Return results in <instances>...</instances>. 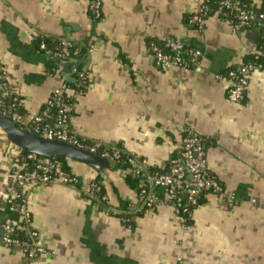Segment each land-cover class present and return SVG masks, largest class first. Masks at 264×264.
Listing matches in <instances>:
<instances>
[{
	"label": "crops",
	"instance_id": "1",
	"mask_svg": "<svg viewBox=\"0 0 264 264\" xmlns=\"http://www.w3.org/2000/svg\"><path fill=\"white\" fill-rule=\"evenodd\" d=\"M101 1L96 18L88 0H0V66L19 114L26 121L44 117L46 100L66 80L63 64L40 49V39L68 38L84 49L75 61L86 72L81 90L68 87L70 131L163 170L180 159L190 126L223 193L207 194L184 224L161 187L153 189L158 202L143 207L137 196L143 177L131 187L127 166L72 163L74 185L56 180L25 189L44 252L28 260L0 241V264H264V68L251 72L238 103L226 97L228 79L217 76L256 51L258 29H236L211 15L196 30L184 16L199 0ZM164 37L188 39L200 51L197 63L158 67L150 45ZM20 152L0 128V229ZM92 181L102 190L93 193Z\"/></svg>",
	"mask_w": 264,
	"mask_h": 264
},
{
	"label": "built area",
	"instance_id": "2",
	"mask_svg": "<svg viewBox=\"0 0 264 264\" xmlns=\"http://www.w3.org/2000/svg\"><path fill=\"white\" fill-rule=\"evenodd\" d=\"M101 3V0H88L89 9L95 13V17L100 16L99 9ZM252 7L250 5V7L237 8L236 3L232 0H217L216 15L228 16L229 13L236 10V13H234L236 19L233 25L234 28L255 27L264 31V12L256 11ZM209 9L208 4L204 3L203 0H199L196 9L191 12L192 16L190 20L197 25L198 30L203 28L206 20L205 15ZM161 41L167 42L169 48L175 51V53L164 52L156 44L152 43L150 49L156 65L164 71L176 65L187 70L189 68L188 65L184 64L177 53L182 50L184 43L178 38L168 39L164 37ZM39 47L42 50H46L44 42H41ZM46 52L49 53L47 50ZM78 54V49L70 52L67 42L62 40L61 50L54 53V55H50L55 59L58 58L57 61L60 64H65L75 62ZM190 55L192 61L197 63L200 51L198 49L190 50ZM255 69H261L260 65L247 62L240 64L236 69L228 71L227 79L229 85L226 92L228 100L238 103L243 99L244 92L249 83V76ZM71 73L76 76L78 87L84 84L86 77L84 70L72 67ZM217 76L222 77L221 74H217ZM0 82V114L10 115L16 123L20 124L21 128H25L36 135L48 139L68 141L103 157L125 160L130 166L133 175L144 177V184L139 190L138 196L147 207H151L158 202L156 194L152 191L155 187H161L165 190L176 214L180 211L189 213L190 210L187 205L195 204L198 196L203 192L223 193V187L208 170L202 139L190 126L186 128V134L182 139L180 159L171 162L165 172L147 173L148 163L145 158H138L134 154L128 155L114 147H104L100 141L86 144L70 131L72 105L68 102L67 98L70 97L66 92L69 87L67 80H63L59 87L46 100L44 117L30 116L27 121L17 112L15 98H12V102L8 106L1 101L2 98L9 94L6 71L2 66H0ZM52 109L54 110V114L51 113ZM28 160L32 163L31 168L27 167ZM61 166V162L57 157L39 156L34 153L25 154L21 150L9 174L12 183L8 185L7 204H12L15 199L25 202V189L39 183L48 184L56 180L64 183H75L76 177L65 172ZM13 184L18 185L21 188L20 191H16ZM95 188H97V184L92 181L90 189L94 190ZM228 201L230 202V199ZM183 202L185 203L183 204ZM183 223L185 224L184 220ZM17 228H19V225H17L16 221H5L2 224L4 235H0V241L18 246L29 258H34L44 252V247L38 238L36 230L29 232V240L20 241L12 237Z\"/></svg>",
	"mask_w": 264,
	"mask_h": 264
},
{
	"label": "trees",
	"instance_id": "3",
	"mask_svg": "<svg viewBox=\"0 0 264 264\" xmlns=\"http://www.w3.org/2000/svg\"><path fill=\"white\" fill-rule=\"evenodd\" d=\"M260 1L261 2L259 4L252 5L253 6L252 8L255 9L256 11L264 12V0H260ZM203 2L206 3V4H208L209 7H210L209 11L205 15V18H207V17H209L211 15H216L217 0H203ZM235 3H236V7L237 8L250 7V3L247 0H241V1L235 2ZM90 11H91L92 15L95 17V13L91 9H90ZM99 13H100V16L99 17H96V18H100L101 17V7L99 9ZM234 13H236V10H234V12H232V13H229L228 16H221V15H216V16L219 17L221 20H226V21H228V22H230L231 24L234 25V22L236 21V19L234 17ZM191 16H192V13L186 14L184 16V21L187 22L194 29L198 30L197 25L194 24V23H192L191 20H190L191 19ZM258 31H259V37H258L257 44H256V51L253 52V53H251L250 55H248L245 58V60L243 61V63L252 62L254 65H260V68L262 69V68H264V31L262 29H258ZM171 39H174V38H171ZM62 40H65L67 42L68 48L70 49V52L74 51L75 49H78L76 47V45H74L72 43L71 40H69L68 38H65V37H42L40 39V41H39V44L41 42H44L45 45H46V50L49 52V54L54 55V53L59 52L61 50V41ZM151 43L156 44L164 52L171 53V54H174L175 53V51H173V50H171L169 48V46L167 45V42H165V41L153 40ZM196 49H197L196 46L193 45V44H184L182 50L179 51V52H177L178 55L183 60L184 64H187L189 68L192 67L195 64L192 61V57L190 55V50H196ZM46 50H44V51H46ZM83 51H84L83 48L80 49V50L78 49V52L79 53H81ZM56 60H58V58ZM238 66L228 68L225 71L220 72V74L222 76H225L227 78L228 71L229 70H232V69H236ZM76 80H75L74 83H71V82L68 81L67 84H68L69 87H75L76 90H78V89L81 90L83 88V85H81V86L78 87L77 86L78 80L77 81ZM245 92H246V90H245ZM245 92H244V95H245ZM12 98L13 97L9 93L6 97L2 98L1 101L4 102L3 104H5V105L8 106L9 103L12 102ZM67 98H68V102L72 105V99H71V97H67ZM0 106H1V104H0ZM16 110H17L18 113H21V110L18 107L16 108ZM51 113L54 114V110L53 109L51 110ZM18 125L20 126V124H18ZM202 145H203V143H202ZM103 146L104 147H114V148L119 149L121 151V149L118 146H105V145H103ZM203 148H204V151H205V146L204 145H203ZM128 155H133V154H128ZM137 157L138 158H143V157H140V156H137ZM57 159L61 162V165H62L61 168L65 172H67L68 174H71L73 176V174L69 172V166L66 164V157L59 156V157H57ZM112 161L118 163V165L127 166V170L129 172H127L126 180H127V182L129 183V185L131 187L132 186L134 187V185H136V184L138 185L139 184V181H138L139 175H133L131 173V170H130L131 168H130V166L128 165V163L125 160H123V159H113L112 158ZM31 166H32V163H31V161L28 160L27 161V167L28 168H31ZM167 168L166 169H163V170H153V169H151L148 166L147 167V173L165 172L167 170ZM143 180H144V177H143ZM69 184L74 185L75 183H69ZM13 187L15 188L16 191H20V189H21L20 187H18V185H15V184H13ZM97 188H99V190H102L101 187H98V184H97ZM97 188H95L94 190H92V192L93 193H95L96 191L99 192V190ZM141 188H142V185H139L138 186V189H137V196H138L139 190ZM153 189H152V191H153ZM210 193H213V194H217L218 195V193H214L212 191L203 192V193H201L198 196L197 201H196L195 204L187 205V207L190 210L189 213L188 212H185L184 213V212L180 211L176 215H178L182 220H184L186 224H190L191 223L192 213L205 200V196L207 194H210ZM138 199H139V196H138ZM139 201L141 202V204L143 205V207L147 208V206L145 205V203L143 201H141L140 199H139ZM169 202L172 205V202L170 200H169ZM2 203L4 204L3 206L5 208L7 207L6 212L8 214V219H6V221H10V222H15L16 221L17 222V225H19V228L16 229V231L12 235V237L13 238H16V239H18L20 241H22V240H29L30 239L29 232L32 231V230H34V229L31 227V219L32 218H31L30 212L27 210L26 201L25 202H22L19 199H15L12 202V204H7L6 198H5V200L3 199ZM184 203L185 202H183V204ZM153 206H151V207H153ZM124 221L127 224L131 223V215L125 214L124 215ZM10 245H13V244H10ZM24 256L28 260L33 259V258H29L26 254H24Z\"/></svg>",
	"mask_w": 264,
	"mask_h": 264
},
{
	"label": "water",
	"instance_id": "4",
	"mask_svg": "<svg viewBox=\"0 0 264 264\" xmlns=\"http://www.w3.org/2000/svg\"><path fill=\"white\" fill-rule=\"evenodd\" d=\"M180 41L184 44H188V39L184 37L180 38ZM82 60H85V58ZM78 66L79 61L73 63L68 62L61 66L63 72L66 74L67 81H75V79L71 77V68ZM0 128L7 134L8 139L25 153H34L39 156L47 157L64 156L95 169L109 167L111 162H114L111 158L100 156L71 142L59 139H48L36 135L25 128H21L10 115L0 114ZM0 234L4 235L3 229H0Z\"/></svg>",
	"mask_w": 264,
	"mask_h": 264
},
{
	"label": "rangeland",
	"instance_id": "5",
	"mask_svg": "<svg viewBox=\"0 0 264 264\" xmlns=\"http://www.w3.org/2000/svg\"><path fill=\"white\" fill-rule=\"evenodd\" d=\"M66 92L68 93V90ZM72 163H78V164H84V163H81V162H78L76 160H73L71 158L66 157V164L69 166V172L72 173L73 175H75L74 172L72 171ZM126 172H129V171L127 170ZM172 209H173V206H172Z\"/></svg>",
	"mask_w": 264,
	"mask_h": 264
}]
</instances>
